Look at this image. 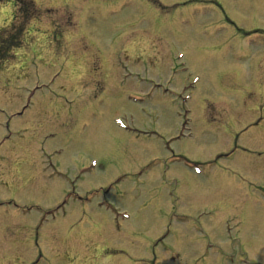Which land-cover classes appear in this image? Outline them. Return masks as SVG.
I'll return each mask as SVG.
<instances>
[{
	"label": "rangeland",
	"instance_id": "obj_1",
	"mask_svg": "<svg viewBox=\"0 0 264 264\" xmlns=\"http://www.w3.org/2000/svg\"><path fill=\"white\" fill-rule=\"evenodd\" d=\"M24 1L0 3L25 29L0 64V264H232L235 166L216 157L256 113L237 114L247 95L264 104V0H32L28 24Z\"/></svg>",
	"mask_w": 264,
	"mask_h": 264
},
{
	"label": "flooded vegetation",
	"instance_id": "obj_2",
	"mask_svg": "<svg viewBox=\"0 0 264 264\" xmlns=\"http://www.w3.org/2000/svg\"><path fill=\"white\" fill-rule=\"evenodd\" d=\"M179 2L180 0L177 3ZM183 4H187V1L184 0ZM254 99L256 97L252 96L250 92L247 95L248 105L242 108L238 107L237 114L240 113V117L247 112H249V116L254 113V110L256 113L248 117L249 120L244 125L238 121L241 124L234 132L232 140L234 166L245 172H249V167L256 171L255 176L248 181L235 167L233 170L231 169L233 174L232 189L235 194L233 201L229 204L226 203V206L235 209L233 213L238 219L237 235L234 241L230 243L234 264L248 262L254 257L264 255V252H257L256 246L253 244L257 227L264 220V149L259 150L257 148H264V104H261L260 108H249L250 101ZM246 140L250 143H246ZM45 171L48 172L51 179L67 182L64 171L59 164L53 165L51 163L49 167L45 168ZM81 184L78 188L59 189L58 196L60 198L57 208L66 205L69 200L74 202L80 192L89 194L91 190L81 189ZM162 215L163 217L158 220L159 222L166 221L165 207L162 210ZM245 232H248V236H245Z\"/></svg>",
	"mask_w": 264,
	"mask_h": 264
},
{
	"label": "clouds",
	"instance_id": "obj_3",
	"mask_svg": "<svg viewBox=\"0 0 264 264\" xmlns=\"http://www.w3.org/2000/svg\"><path fill=\"white\" fill-rule=\"evenodd\" d=\"M4 16H8L9 20L11 19L10 8H0V22L3 21ZM41 39H42V37H41ZM68 39L71 40L72 36H69ZM145 46H146V42H145ZM130 47H132V46H130ZM68 66L70 69L71 78L73 80L78 81V80L84 78V76L87 72V66H86L83 59H81L75 65H73L72 61L70 60V61H68Z\"/></svg>",
	"mask_w": 264,
	"mask_h": 264
},
{
	"label": "trees",
	"instance_id": "obj_4",
	"mask_svg": "<svg viewBox=\"0 0 264 264\" xmlns=\"http://www.w3.org/2000/svg\"><path fill=\"white\" fill-rule=\"evenodd\" d=\"M20 1L21 3L24 0H15ZM20 31H11L8 36H2L0 37V62L2 60L8 59L11 55L9 53V50L12 49L14 46H18L20 44Z\"/></svg>",
	"mask_w": 264,
	"mask_h": 264
},
{
	"label": "bare ground",
	"instance_id": "obj_5",
	"mask_svg": "<svg viewBox=\"0 0 264 264\" xmlns=\"http://www.w3.org/2000/svg\"><path fill=\"white\" fill-rule=\"evenodd\" d=\"M151 181H153L154 180V177H152L151 179H150ZM57 184L54 186V188H57L58 189V182H56ZM163 208H164V203L163 202H161V203H159L158 204V206H157V208H156V214H158V219H160V218H162L163 217V215H162V210H163ZM159 214H160V216H159Z\"/></svg>",
	"mask_w": 264,
	"mask_h": 264
}]
</instances>
